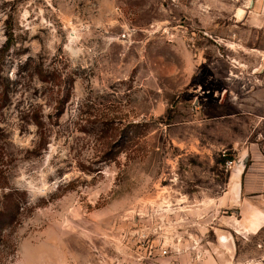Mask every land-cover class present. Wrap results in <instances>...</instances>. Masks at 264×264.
I'll list each match as a JSON object with an SVG mask.
<instances>
[{"label": "rangeland", "instance_id": "1", "mask_svg": "<svg viewBox=\"0 0 264 264\" xmlns=\"http://www.w3.org/2000/svg\"><path fill=\"white\" fill-rule=\"evenodd\" d=\"M250 1L0 0V264L211 240L226 159L264 148V119L218 103L264 86L243 54L260 34L233 25Z\"/></svg>", "mask_w": 264, "mask_h": 264}, {"label": "crops", "instance_id": "2", "mask_svg": "<svg viewBox=\"0 0 264 264\" xmlns=\"http://www.w3.org/2000/svg\"><path fill=\"white\" fill-rule=\"evenodd\" d=\"M235 11V27L244 24L260 34L259 46H250L243 54L256 61L249 75L264 81V0H251L250 10L241 9L244 13L239 16ZM236 76L233 74V78ZM225 99L236 110V116L248 114L255 118V122L264 119L261 116L264 112V86L254 84L244 90L223 89L218 95V103ZM243 157V168L232 163L227 170L224 192L214 200L215 209L228 211V214L216 217V227L210 232L211 240H203L205 235L196 245L185 240L179 257L171 253L160 261L169 264H264V148H260L258 142L250 141L235 160ZM240 239L251 242L252 249L243 250L238 243Z\"/></svg>", "mask_w": 264, "mask_h": 264}, {"label": "built area", "instance_id": "3", "mask_svg": "<svg viewBox=\"0 0 264 264\" xmlns=\"http://www.w3.org/2000/svg\"><path fill=\"white\" fill-rule=\"evenodd\" d=\"M232 163L233 161H227L226 166H231ZM140 248L141 249L138 250L135 257V264H169L160 261L161 258L167 257L171 254L168 247L146 242V244L144 243Z\"/></svg>", "mask_w": 264, "mask_h": 264}, {"label": "trees", "instance_id": "4", "mask_svg": "<svg viewBox=\"0 0 264 264\" xmlns=\"http://www.w3.org/2000/svg\"><path fill=\"white\" fill-rule=\"evenodd\" d=\"M6 42H7V40H6ZM5 48H6V45L3 47V49H5ZM35 124H36L37 127H40V123H35ZM226 160L232 161V159L230 157L228 159H226ZM5 197H7V196H4V198ZM12 207L17 209V207H18L17 201L13 202V206ZM9 208L10 207H7V205L4 204V201H2V202L0 201V223H2V222L5 223L3 220L6 218Z\"/></svg>", "mask_w": 264, "mask_h": 264}, {"label": "water", "instance_id": "5", "mask_svg": "<svg viewBox=\"0 0 264 264\" xmlns=\"http://www.w3.org/2000/svg\"><path fill=\"white\" fill-rule=\"evenodd\" d=\"M233 163L235 164L236 167L243 168L245 163V157H243L242 159L235 160Z\"/></svg>", "mask_w": 264, "mask_h": 264}, {"label": "bare ground", "instance_id": "6", "mask_svg": "<svg viewBox=\"0 0 264 264\" xmlns=\"http://www.w3.org/2000/svg\"><path fill=\"white\" fill-rule=\"evenodd\" d=\"M241 12H242L241 9H239V10L237 11V16H239ZM233 175H234V174H233Z\"/></svg>", "mask_w": 264, "mask_h": 264}, {"label": "flooded vegetation", "instance_id": "7", "mask_svg": "<svg viewBox=\"0 0 264 264\" xmlns=\"http://www.w3.org/2000/svg\"><path fill=\"white\" fill-rule=\"evenodd\" d=\"M241 13H242V12H241ZM241 13H240V14H241Z\"/></svg>", "mask_w": 264, "mask_h": 264}]
</instances>
